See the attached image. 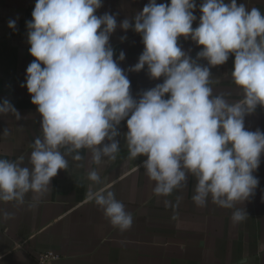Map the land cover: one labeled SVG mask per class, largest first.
Instances as JSON below:
<instances>
[{"label": "clouds", "instance_id": "obj_1", "mask_svg": "<svg viewBox=\"0 0 264 264\" xmlns=\"http://www.w3.org/2000/svg\"><path fill=\"white\" fill-rule=\"evenodd\" d=\"M100 7L101 0H37L27 22L34 61L26 70V88L42 117L43 136L32 145L31 169L22 166L23 156L15 162L0 159V201L22 204L30 191L35 199L42 197L58 171L69 166L61 146L89 149L98 166L115 160L117 128L127 119L129 158L147 157L143 167L155 182V195L168 196L184 187L191 174L197 179L193 201L198 207L211 197L214 204L235 209L233 224L244 221L245 209L235 206L258 186L253 173L264 153V133L244 126L245 116L264 106V14L237 0H202L199 26L193 29L195 0H149L133 23L124 19L119 25L125 31L132 27L144 44L130 71L147 65L151 78L164 77L137 101L109 44L116 17L95 15ZM8 26L15 29L16 21ZM180 37L201 46L197 57L210 66L225 64L233 54L231 77L244 98L229 103L213 96L209 68L186 55L178 46ZM118 59H125L123 51ZM8 113L21 118L8 101L0 103V114ZM88 178L103 182L97 170ZM87 198L104 210L114 227L131 228L132 215L113 192L90 188Z\"/></svg>", "mask_w": 264, "mask_h": 264}, {"label": "crops", "instance_id": "obj_2", "mask_svg": "<svg viewBox=\"0 0 264 264\" xmlns=\"http://www.w3.org/2000/svg\"><path fill=\"white\" fill-rule=\"evenodd\" d=\"M37 0H0V103L8 101L20 114H0V159L15 162L24 157L23 165L31 169L32 145L42 138V117L31 103L26 88V70L34 57L30 55L27 22ZM149 0H101L95 15H114L117 29L109 39L114 60L130 81V93L137 101L143 92L164 82V77L151 78L147 65L139 72L130 71L144 51L141 34L132 27H119L124 19L134 22ZM170 4V0H156ZM230 2V0H226ZM202 0H195L193 29L199 26ZM247 9L258 8L264 14V0H237ZM16 28H9V21ZM126 37V39H121ZM178 46L197 64L210 70L209 85L213 96H223L229 103L244 98L243 90L232 79L234 55L225 64L210 66L198 58L202 51L190 37L178 38ZM123 51L125 59L119 61ZM168 96H165L167 99ZM127 119L117 128L119 143L116 159L104 166L96 165L92 152L71 145L59 151L68 162L51 180L48 191L38 200L31 191L24 202L0 201V264H37L35 255L53 250L61 255L59 264H264V153L253 175L259 183L253 194L236 204L244 208L248 218L233 224L235 209L214 204L209 197L206 206L193 201L197 179L189 174L184 187L168 196L154 194L155 182L143 167L147 157L129 158L126 142ZM245 130L264 133V106L244 118ZM7 129V135L4 131ZM107 144L109 141L105 140ZM76 155L80 160L74 159ZM106 159V158H105ZM97 170L102 183L89 180L88 173ZM104 188L114 193L117 201L131 213V228L114 227L104 210L87 192ZM8 214L5 218L4 214ZM23 246L16 247V245Z\"/></svg>", "mask_w": 264, "mask_h": 264}, {"label": "built area", "instance_id": "obj_3", "mask_svg": "<svg viewBox=\"0 0 264 264\" xmlns=\"http://www.w3.org/2000/svg\"><path fill=\"white\" fill-rule=\"evenodd\" d=\"M23 244L16 245V247H22ZM35 260L37 264H59L61 260V255L53 250H47L39 252L35 255Z\"/></svg>", "mask_w": 264, "mask_h": 264}]
</instances>
